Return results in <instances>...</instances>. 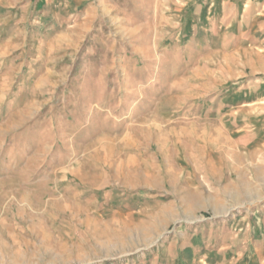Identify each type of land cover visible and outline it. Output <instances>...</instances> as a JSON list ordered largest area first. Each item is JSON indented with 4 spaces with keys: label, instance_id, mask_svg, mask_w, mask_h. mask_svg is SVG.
<instances>
[{
    "label": "rangeland",
    "instance_id": "1",
    "mask_svg": "<svg viewBox=\"0 0 264 264\" xmlns=\"http://www.w3.org/2000/svg\"><path fill=\"white\" fill-rule=\"evenodd\" d=\"M238 1L12 0L11 17L0 11L13 42L12 84L0 85V264H189L264 222V66L243 57H264V6ZM87 120L112 126L119 177L50 190L45 159L25 147L48 133L80 151L70 140Z\"/></svg>",
    "mask_w": 264,
    "mask_h": 264
},
{
    "label": "crops",
    "instance_id": "2",
    "mask_svg": "<svg viewBox=\"0 0 264 264\" xmlns=\"http://www.w3.org/2000/svg\"><path fill=\"white\" fill-rule=\"evenodd\" d=\"M238 2L241 1L239 0ZM241 3H243L245 6L252 5L253 3H256L258 7L264 6V0H249V3L244 0ZM7 8H9V11H7L9 15L5 16V18L11 17L12 15V0H0V11L5 12ZM258 10H260V13L256 12L255 16L258 20H261L262 18L260 17H264V13L262 12V9L258 8L257 11ZM0 19L2 20L1 16ZM3 31L6 32L4 35L6 38L4 40L1 39L4 36H2L0 30V85H10L12 84V29L10 28L9 31ZM259 35L260 34L258 32L253 30L250 31L249 35H247L251 39L249 43V51H251L250 48L257 47L258 40H256V38ZM247 56V62L248 64L252 63L255 69L254 71L262 72V70L258 69V66L263 68L264 57L257 55L256 52H246L243 57L246 59ZM240 58L242 59L241 55ZM30 60H32L31 57ZM2 70L7 71L3 73ZM256 74L257 73L254 72L253 75L256 77ZM28 79L31 78L28 77ZM23 83L26 84L27 80L23 81ZM15 95L16 97H21L22 93H17ZM1 99H5V97H1L0 91V101ZM101 110L113 113L111 108H105L100 109L97 114H100ZM95 113L96 112L93 111L89 113V116H93ZM128 113L129 112L127 110H119V112L117 110L114 112L116 116L119 115L121 118L126 116L128 117ZM83 114H85V112ZM171 114L172 112L170 109L164 110L162 112L160 111L158 113L160 116H171ZM24 116H20L15 123L24 120ZM78 123L81 124H79V127H77V133L73 135L70 141H72V148H79L80 151L74 149L72 151L66 152V147L64 144H62V140L55 139L54 137L50 136L47 137L48 133L42 134L43 136L40 138L42 142L39 143L38 147H32L31 150L28 146L25 147L26 152H28V156L29 151H31L32 155L43 156V159H45L42 166L47 165V167L44 170H41V172L47 175L48 179L54 181H50L52 185L49 186V189L52 191L54 188H58L63 191L66 188L65 181H74L76 182V185L78 184L77 186L82 188V186H86V184L81 180V178H89V175H93L91 174L92 172L99 173L100 179L103 180L107 179L108 177L106 178L105 176H109L111 172H116L119 177L117 168L123 169V164L120 166L117 165L118 167L114 171L113 168L110 167L111 163L112 166L114 165V156H110L109 153H111V151L115 152L117 149L115 143L118 140V137L115 134L112 126H101L97 129L93 125L89 124L91 123L89 120H87V122L80 121ZM11 128L12 119L8 124V129L11 130ZM86 150L88 151L86 152ZM105 165H108V167H104ZM98 188L105 189V186H99ZM84 192L90 193L88 190ZM96 194H99L97 196L98 203L102 199L104 200L110 196V193H102L101 195L100 193ZM93 197H95V195L89 196V199ZM89 199L88 202H90ZM85 201L86 200H83L80 194L73 193L74 205L82 207V204H84ZM255 223L256 225L248 222L244 224V226L240 228L238 232H231L232 235L229 240L226 238L227 235H222V238H225L222 240V242H218L219 246L217 247L216 252L208 251L201 255H192L191 257L193 258L189 260V264H264V222L262 220V222L260 221Z\"/></svg>",
    "mask_w": 264,
    "mask_h": 264
}]
</instances>
